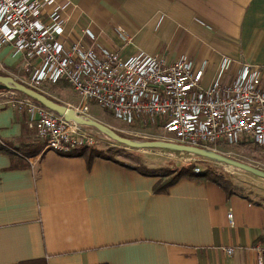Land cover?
I'll use <instances>...</instances> for the list:
<instances>
[{"label": "crops", "instance_id": "1", "mask_svg": "<svg viewBox=\"0 0 264 264\" xmlns=\"http://www.w3.org/2000/svg\"><path fill=\"white\" fill-rule=\"evenodd\" d=\"M67 1L68 40L207 60L203 84L223 56L231 58L230 71L242 61L264 63V0ZM8 51L0 58L15 69ZM6 90L0 139L35 153L0 151V264H260L251 246L264 238V189L258 197L182 177L157 192L158 175L101 156L87 166L83 156L47 148L29 112L7 103Z\"/></svg>", "mask_w": 264, "mask_h": 264}, {"label": "built area", "instance_id": "2", "mask_svg": "<svg viewBox=\"0 0 264 264\" xmlns=\"http://www.w3.org/2000/svg\"><path fill=\"white\" fill-rule=\"evenodd\" d=\"M68 1L0 0V51L17 59L11 73L0 58V69L39 89L46 82L64 80L79 96L73 106L88 114V100L128 123L161 124L172 140L215 149L249 139L264 147V63L239 62L230 71L231 58L223 56L216 74L203 84L207 60L196 62L184 54L169 59L157 51L136 47L131 52L104 45H85L65 36ZM125 44L132 35L117 26ZM86 33L93 37L90 30ZM15 78V77H14ZM7 103L26 109L31 125L58 152L94 144L88 126L36 103L30 96L7 89ZM199 170L198 166L194 167ZM227 215L230 217L231 212ZM251 248L264 262V238ZM231 254V246H221Z\"/></svg>", "mask_w": 264, "mask_h": 264}, {"label": "rangeland", "instance_id": "3", "mask_svg": "<svg viewBox=\"0 0 264 264\" xmlns=\"http://www.w3.org/2000/svg\"><path fill=\"white\" fill-rule=\"evenodd\" d=\"M9 71L16 74V76H22L26 74L24 70L18 68L11 69ZM16 76H14L15 79L21 80ZM39 87V90L70 107H73L79 101L78 94L74 91L73 87L64 80L46 82L41 84ZM88 102L90 109L86 115L107 124L121 135L134 139H172L170 134L165 135L162 132L161 124L158 122L128 123L122 119L112 116L107 110L103 109L95 101L88 100ZM88 127L96 134L94 145L102 148L107 154H110L119 160L125 161L134 166L145 169L161 168L162 166L166 165L173 167L183 162L192 161L195 163V166H198L199 170H201L207 166L208 162H210L216 168L225 172V176H228L229 178V183L227 184L228 186L231 184L242 189H251L255 192V196L258 197H261L260 194L263 192L264 178L242 168L188 151L176 150L166 147L132 148L111 138L93 126ZM35 136L39 138L37 135ZM133 150H138L140 153L138 154ZM216 150L239 160L264 168V147L254 144L249 139L243 140L236 144H221L217 146ZM161 178L164 179L165 176H162Z\"/></svg>", "mask_w": 264, "mask_h": 264}, {"label": "water", "instance_id": "4", "mask_svg": "<svg viewBox=\"0 0 264 264\" xmlns=\"http://www.w3.org/2000/svg\"><path fill=\"white\" fill-rule=\"evenodd\" d=\"M0 88L18 90L30 96L34 100L38 101L42 105L56 111L59 114H62L66 119H73L78 123L87 126H93L97 128L99 131L107 134L111 138L132 148L166 147L176 150L188 151L197 155L206 156L211 159L225 162L227 164L242 168L257 176L264 178V168L239 160L237 158L226 155L212 148L180 143L172 139H161V138L134 139L131 137L121 135L107 124L95 118L89 117L87 115L77 113L73 107H70L63 102H60L59 100L56 101L50 98L45 92L15 79L10 74L0 73Z\"/></svg>", "mask_w": 264, "mask_h": 264}, {"label": "trees", "instance_id": "5", "mask_svg": "<svg viewBox=\"0 0 264 264\" xmlns=\"http://www.w3.org/2000/svg\"><path fill=\"white\" fill-rule=\"evenodd\" d=\"M0 73L1 74H7L5 71H3L1 69H0ZM19 81L23 82L22 80H19ZM23 83H25V82H23ZM25 84H27V83H25ZM27 85H29V84H27ZM0 89H3V88H0ZM48 96L50 98L58 101L54 97H52L50 95H48ZM34 101L38 104H41L36 100H34ZM26 145H27L26 143H21L18 145V144L12 143L11 141L0 139V151H6L9 153L16 152L19 155H24V156H29V155L34 154L35 151L29 153L28 149H26L27 148ZM40 147H38V148L40 149ZM119 149H121V148H119ZM133 151L138 153V154L140 153V152H138V150H133ZM65 154H67V155H79V156L85 157L86 162H87V166H90L94 157L101 156V157L113 159V160H115V161H117L123 165L137 169L138 171H140L142 173L151 174V175H158V176H160V178L154 185V190L157 192L166 191L170 185H172L173 183H175L177 180H179L182 177H189V178H194L197 180L198 179H211V180L219 183L224 188L228 187L227 184L229 183V178H228V176H225V174H224L225 172H223L222 170H219L214 165H212L210 162H208L207 166L201 170H195L194 169L195 163L192 161L183 162V163L176 165V166H173V167L166 165V166H162L161 168H148V169L146 168L145 169V168L134 166V165L127 163L125 161L119 160L118 158H116L110 154H107L106 152H104V150L102 148H99L98 146H96L94 144H85V145H80V146L74 147L70 151L65 152ZM162 176H165V178L162 179L161 178ZM19 264H46V260L44 258H33V259L22 260L19 262Z\"/></svg>", "mask_w": 264, "mask_h": 264}]
</instances>
